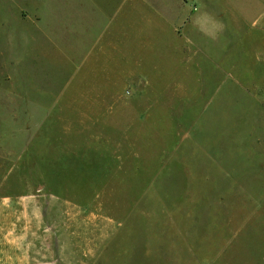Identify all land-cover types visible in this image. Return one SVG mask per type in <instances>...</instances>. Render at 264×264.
<instances>
[{"label": "rangeland", "instance_id": "rangeland-1", "mask_svg": "<svg viewBox=\"0 0 264 264\" xmlns=\"http://www.w3.org/2000/svg\"><path fill=\"white\" fill-rule=\"evenodd\" d=\"M145 1L90 58L0 28V264H264V32Z\"/></svg>", "mask_w": 264, "mask_h": 264}, {"label": "crops", "instance_id": "crops-1", "mask_svg": "<svg viewBox=\"0 0 264 264\" xmlns=\"http://www.w3.org/2000/svg\"><path fill=\"white\" fill-rule=\"evenodd\" d=\"M114 1L111 2L109 9L97 0L41 1L44 9H41V5H38L36 10L30 9H33L39 21H32L27 28L41 30L46 24L51 26L55 24L53 27L55 32L50 34L47 31L45 34H40V38L35 41L27 34H21L26 28L18 30L15 27V22L19 20L18 13L21 6L17 4L15 11L12 9V15L5 10L6 2H0V28L1 32H5L4 37L6 36L3 41L8 43L11 49L16 48V43L19 41L24 44L21 49L25 50L30 49L33 42V45H37L38 42L47 41L62 54H65L64 50L67 47L68 56L86 58L97 56L99 49H105L103 45L105 40L112 42L121 40L123 43L130 40L131 9L140 10L146 2L145 0H119L113 3ZM133 1L137 2L138 6L133 4ZM192 1L196 5L195 10L191 11L190 20L186 23L187 34L189 29L196 27L204 37L208 31L210 33V29L206 27L226 25L228 21L229 24L249 26L245 32H264V0ZM49 3L59 4L56 5L59 15H52L55 9L51 10V13L54 11L52 14L50 13L51 4Z\"/></svg>", "mask_w": 264, "mask_h": 264}]
</instances>
